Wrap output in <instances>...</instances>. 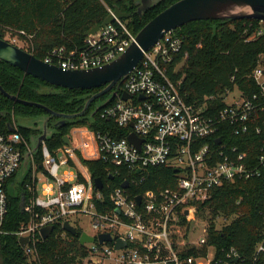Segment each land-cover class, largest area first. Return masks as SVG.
I'll return each mask as SVG.
<instances>
[{
    "label": "built area",
    "instance_id": "built-area-1",
    "mask_svg": "<svg viewBox=\"0 0 264 264\" xmlns=\"http://www.w3.org/2000/svg\"><path fill=\"white\" fill-rule=\"evenodd\" d=\"M108 9L114 13V8ZM263 33L261 26L248 39ZM21 35L27 36L24 30L8 29L5 38L29 51L31 44ZM135 36L123 18L115 16L96 32L87 33L82 46H57L43 60L64 69L100 66L123 53ZM182 46L178 34L166 33L143 52L139 64L109 92H115V96L98 112L101 118L113 121L115 128L104 131L88 126L81 130L85 140L79 145L71 141L53 150L43 140L41 166L31 153V180L25 184L26 193L22 191L23 211L28 218L14 232L19 242L27 237L26 244H20L29 264H41L38 247L45 239L43 228L53 225V232L59 223L65 236V221L78 230L76 219L83 215L91 216L97 232L80 229L81 234L86 232L95 239L83 244L86 253L73 264H264V235L251 257L246 258L235 246L210 241L212 223L215 229H221L230 222L221 225L219 220L227 217L222 213L213 216L208 208L205 213L199 209V203L208 199L214 188L258 176L264 169V147L253 158L217 134H227L228 126L234 134L264 130V65L253 72L258 93L244 96L237 88V97L226 101L218 113L209 114L205 105L187 102L181 80H174L169 73L168 66ZM186 55L176 63L174 72L183 65ZM235 89L229 90L226 98ZM124 93L128 99L123 98ZM12 119L10 131L3 130L0 120V234L8 233L3 228L9 209L8 181L19 174L25 153L31 151V142L20 132L14 114ZM125 127L129 131L123 134ZM132 133L139 146L129 140ZM212 139L216 146H212ZM79 153L107 163L114 170L112 176L124 174L121 185L111 188L107 197L105 185L96 187ZM62 165L65 169L60 174ZM158 165L176 168L175 187L135 193L129 190L131 184L143 180L144 170ZM40 169L46 177L43 182L38 177ZM125 181L128 187L123 186ZM101 234H109L110 240L101 241ZM210 247L212 255L208 253Z\"/></svg>",
    "mask_w": 264,
    "mask_h": 264
},
{
    "label": "trees",
    "instance_id": "trees-1",
    "mask_svg": "<svg viewBox=\"0 0 264 264\" xmlns=\"http://www.w3.org/2000/svg\"><path fill=\"white\" fill-rule=\"evenodd\" d=\"M176 1L156 0L148 9L139 13V0H0V37L5 38L8 29L24 30L27 36L21 37L31 44L29 51L45 59L57 46H82L87 33L94 26L102 24L110 14L108 7H118L122 12L130 14L123 20L137 34L151 19ZM259 28L261 20L256 18H209L193 20L173 30L183 39V46L168 69L174 80H181V92L188 103L205 105L209 114H215L227 105L225 99L229 90L239 88L244 96L249 97L259 92L253 72L258 65H264V33L248 39ZM185 53L187 55L183 65L174 72L176 63ZM0 84L7 92L21 99L67 114L80 112L86 101L105 87L72 89L56 86L25 74L17 66L3 60H0ZM110 95H102L91 103L84 115L67 119L65 125L55 126L54 123L53 133L46 140L49 148L53 150L63 146L64 136L75 126L86 125L104 131L115 128L113 121L101 118L99 112L93 113L97 104ZM13 114L19 126V119L40 117L48 112L43 107L14 102L0 90L3 130H11ZM57 118L54 117L52 121L55 122ZM19 128L29 140L31 135L40 132L35 127L25 125ZM227 128V134L223 131L217 134L225 142L257 158L264 147V130L261 133L250 131L234 134L229 126ZM128 131L129 127L122 129L123 134ZM211 144L216 146L214 139ZM79 154L93 179H103V191L107 197L111 188L121 185L124 174L112 176L114 170L107 163L100 159L84 158ZM35 158L41 166L43 156L40 150ZM143 173V180L137 185L131 184L130 191H159L177 184L178 171L173 166H150ZM17 177H12L7 184L9 209L3 228L8 233L0 234V264H29L14 232L28 218L23 211L22 191L26 193L25 184L31 180V176L28 174L23 181ZM205 208L213 216L222 213L231 220L218 230L213 222L209 231L210 241L220 246H235L246 258L251 257L255 245L264 235V169L258 176L239 178L214 188L210 197L199 203V209L204 213ZM63 234V226L57 223L52 234L39 243L41 264H73L79 255L86 253L85 245L79 240L80 229L76 234Z\"/></svg>",
    "mask_w": 264,
    "mask_h": 264
},
{
    "label": "water",
    "instance_id": "water-1",
    "mask_svg": "<svg viewBox=\"0 0 264 264\" xmlns=\"http://www.w3.org/2000/svg\"><path fill=\"white\" fill-rule=\"evenodd\" d=\"M139 1V13H142L156 2V0ZM115 16L124 18L129 17L130 14L124 13L118 7H115L114 13H110L102 24L94 26L88 33H94L101 26H105L106 24L112 22ZM209 18H256L264 21V0H178L151 19L136 34L135 40L131 43V45L117 58L92 68L64 69L58 65L48 63L43 59L38 58L32 52H29L0 37V60L17 66L23 70L25 74L33 75L50 84L65 88L90 89L105 86L102 90L94 93L86 101L84 108L80 112L67 114L53 111L52 109L37 102L21 99L17 95L7 92L0 84L1 92L11 98L14 102L43 107L48 112V117L44 120L43 124L32 126L40 130V132L38 134L31 135V151H27L25 153L22 167L17 178H19L20 181L25 179L30 170L31 153L36 155L40 150L42 141L47 140L52 135L53 130L50 132V128L48 126V119L50 117L59 116L64 119H69L78 115H84L91 103L102 95L111 92L116 84L122 78L127 77L129 73L139 64L143 58V52L157 43L166 33L171 32L190 21ZM114 96L115 92H112L106 101L99 102L93 113L97 112L99 108L108 103ZM123 98L128 99L129 95L124 93ZM20 125L23 124L19 123V126ZM10 129H13L12 125H10ZM129 140L138 146L140 145L133 133L129 135ZM64 142L66 144L71 143V139L68 135L64 136ZM94 181L97 188H103L104 181L102 178H95ZM128 185L129 183L127 181L123 183L124 187H128ZM137 199L138 202H140V196H138ZM64 228L72 234L77 233V230L68 220L65 221ZM52 230L53 225L43 228L42 236L44 238H48ZM99 238L101 241L110 240V235L101 234ZM94 239L95 238L93 236H90L86 232H83L79 238L81 244H84L86 241H94ZM20 242L24 246L27 242V237H21Z\"/></svg>",
    "mask_w": 264,
    "mask_h": 264
},
{
    "label": "rangeland",
    "instance_id": "rangeland-1",
    "mask_svg": "<svg viewBox=\"0 0 264 264\" xmlns=\"http://www.w3.org/2000/svg\"><path fill=\"white\" fill-rule=\"evenodd\" d=\"M261 26L262 28H264V21H261ZM6 33V32H5ZM239 95V90L236 88L227 98H226V101L227 102H231L235 97H237ZM43 120L44 118L43 117H33V118H26V119H19V123L20 124H23V125H30V124H35V123H39V124H43ZM86 125H79V126H75L73 127L69 134H67L71 141H73L75 144L79 145L83 140H85V137L82 135V129H87ZM50 132H52V129L49 130ZM65 169V165H62V168H61V171H60V174H63V171ZM38 177L40 179V182H43L45 181V175L43 173V169H40L38 171ZM230 222L231 220L225 218V217H222L219 222L221 223V225L225 222ZM76 222L78 224V226L80 227V229L82 231H86L87 233H90V234H95L97 232V230L93 227V221H92V218L91 216L89 215H83L81 216L79 219H76ZM209 255H212L214 253L213 251V248L210 247L209 248V251H208Z\"/></svg>",
    "mask_w": 264,
    "mask_h": 264
},
{
    "label": "flooded vegetation",
    "instance_id": "flooded-vegetation-1",
    "mask_svg": "<svg viewBox=\"0 0 264 264\" xmlns=\"http://www.w3.org/2000/svg\"><path fill=\"white\" fill-rule=\"evenodd\" d=\"M3 39H6V38H3ZM99 98H100V97H99ZM88 109H89V108H88ZM97 112H98V111H97ZM40 117H43L44 120H45V119L48 117V114L42 115V116H40ZM54 117H56V116H52V117H50V118L48 119V126H49L50 129H53L52 125H53L54 123H56L55 126H63V125L66 124L67 119H64L63 117H59V116H58L59 118H57V119L55 120V122H53L52 120H53ZM44 120H43V123H44ZM38 125H39V123L30 124V125H25V126L32 127V126H38Z\"/></svg>",
    "mask_w": 264,
    "mask_h": 264
}]
</instances>
